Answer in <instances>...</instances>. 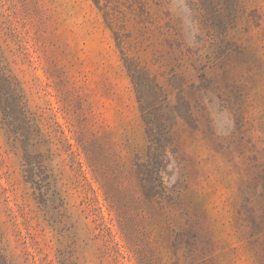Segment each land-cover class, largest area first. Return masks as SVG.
<instances>
[{
  "label": "rangeland",
  "instance_id": "374dc122",
  "mask_svg": "<svg viewBox=\"0 0 264 264\" xmlns=\"http://www.w3.org/2000/svg\"><path fill=\"white\" fill-rule=\"evenodd\" d=\"M221 3L0 0V264H264V0Z\"/></svg>",
  "mask_w": 264,
  "mask_h": 264
},
{
  "label": "trees",
  "instance_id": "16d2710c",
  "mask_svg": "<svg viewBox=\"0 0 264 264\" xmlns=\"http://www.w3.org/2000/svg\"><path fill=\"white\" fill-rule=\"evenodd\" d=\"M211 3H213V5H215L216 7H217V9L216 10H218L217 12H219V11H223V7H224V5L221 3L222 2V0H209ZM220 13V12H219ZM218 16V15H217ZM220 16V15H219ZM136 74H138V73H136V71L135 70H133L132 69V71H131V75H133V76H135V79L137 80L136 81V83L138 84L139 82H138V76L136 75ZM137 76V77H136ZM20 104V103H19ZM20 107V111H21V114L22 113H26V111H25V109H23V107L22 106H19ZM143 109H144V111H147L148 110V107H143ZM150 114H149V112L147 111V114H146V118H147V123L148 124H152L153 123V119H152V117H150L149 116ZM0 116L2 117V119L6 122V124H8L9 125V123H8V119L10 118V114L6 111V109L4 108V107H2L1 105H0ZM28 120H30L29 118H28ZM26 121H27V119H26Z\"/></svg>",
  "mask_w": 264,
  "mask_h": 264
}]
</instances>
